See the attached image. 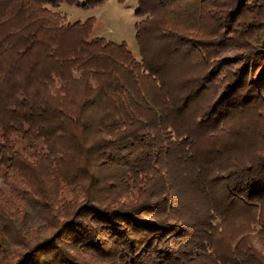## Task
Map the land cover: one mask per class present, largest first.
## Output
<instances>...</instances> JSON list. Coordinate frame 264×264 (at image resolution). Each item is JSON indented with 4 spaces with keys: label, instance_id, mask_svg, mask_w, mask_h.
<instances>
[{
    "label": "trees",
    "instance_id": "trees-1",
    "mask_svg": "<svg viewBox=\"0 0 264 264\" xmlns=\"http://www.w3.org/2000/svg\"><path fill=\"white\" fill-rule=\"evenodd\" d=\"M106 1L0 0V264H264V0Z\"/></svg>",
    "mask_w": 264,
    "mask_h": 264
},
{
    "label": "rangeland",
    "instance_id": "rangeland-1",
    "mask_svg": "<svg viewBox=\"0 0 264 264\" xmlns=\"http://www.w3.org/2000/svg\"><path fill=\"white\" fill-rule=\"evenodd\" d=\"M137 2L135 0H107L100 6L82 9L62 3L55 11L66 15L68 21L85 20L89 17L95 18L93 35L102 36L114 42H125L139 59L138 44L135 40V24L140 20L135 15ZM235 51H228L226 54L232 56ZM264 91V84L262 85ZM67 196L65 201H70ZM63 220V219H61Z\"/></svg>",
    "mask_w": 264,
    "mask_h": 264
}]
</instances>
